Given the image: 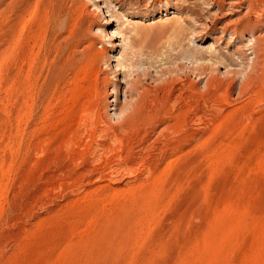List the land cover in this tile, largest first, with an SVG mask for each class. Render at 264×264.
I'll list each match as a JSON object with an SVG mask.
<instances>
[{
	"label": "rangeland",
	"instance_id": "374dc122",
	"mask_svg": "<svg viewBox=\"0 0 264 264\" xmlns=\"http://www.w3.org/2000/svg\"><path fill=\"white\" fill-rule=\"evenodd\" d=\"M169 1L172 19L101 0L142 94L108 129L90 55L111 48L85 51L102 15L0 0V264H264V49L247 86L239 75L249 29L264 48V0Z\"/></svg>",
	"mask_w": 264,
	"mask_h": 264
},
{
	"label": "bare ground",
	"instance_id": "6f19581e",
	"mask_svg": "<svg viewBox=\"0 0 264 264\" xmlns=\"http://www.w3.org/2000/svg\"><path fill=\"white\" fill-rule=\"evenodd\" d=\"M86 1L91 4V5L89 4L90 10L92 9L94 12L96 11L100 13L103 18H102V23L100 25H96L95 33H97L99 36L97 37V39L92 38L86 42L85 51L91 52L94 49H101L103 45L102 44L98 45L97 43L98 41H100V39H104L105 45L106 46L108 45L111 48L108 51H106L107 50L106 49L102 55H96V53L91 54L90 60L93 61L92 63L95 66V70H96L95 72H96V77H97V87L96 88L98 91V98H97L98 100H97V103H96L97 105L95 109H96V112L98 113V118H97L98 124L108 129L109 128L113 129L114 127L113 121L116 120L118 122V125H122L125 122L134 118L136 114L140 112L139 110L142 104V94L139 93L138 91L137 85L139 84V80H138V77L132 78L133 76L129 72V69H132L133 71V68L135 67L133 64L134 54L132 53L127 54L128 51L129 52L132 51L131 45H128V46L122 45L123 42H126L124 38V33H122V31H120L119 29L117 31L111 30L113 23H114V16H112V14L105 16L106 12L104 13L103 11L105 8L108 10L109 6L108 7L105 6L104 8L101 5V0H86ZM105 1L106 0H104L103 5H106ZM149 1L153 4V6L155 5L154 8L156 9L157 12H159L157 14H160V13L162 14L163 12L165 13V15L163 14L164 15L163 17H165V19H168L167 16L169 15H171V17L169 18L172 19L176 17V14L179 13V10L174 8L169 0H149ZM206 1H207L206 3L209 4V7L215 10L214 11L215 14L223 12L225 8H230V10H232L234 13L239 12L238 11V8H239L238 0H206ZM151 3H149L148 6ZM149 7L150 9L152 8V10L150 11L148 17L152 18L155 16L154 8L151 5ZM260 17L259 19H261ZM200 27L205 28L207 27V25L200 23ZM225 29L220 30L222 34L221 37L226 36V34L224 33ZM91 32H94V31L90 28L88 30V33L91 35ZM247 32L248 33L246 34V37L250 39L249 43H250V50H251L250 53L247 55H249L250 57L247 56L246 63H244L245 68L243 67L244 69L241 70V72L239 73L240 78L244 82V86L248 85L249 79L252 77L250 72L254 70L256 65H258V58L260 57L262 50L264 49L263 44L261 43L262 41L260 38L261 36L260 34L258 35L256 34L257 33L256 29L252 28V29H249ZM232 35L233 34H230L229 36L230 39L235 38V37L233 38ZM117 40H120L121 43H117ZM238 41L239 43L243 42V39L239 38ZM118 48H121L122 52L119 53L118 56H114V54L117 53ZM131 54L133 56H131ZM252 74H253V71H252ZM120 76H123L122 80L120 79ZM122 85L125 86V89L123 91V98L121 99ZM111 107H113L112 114L110 113ZM132 121H129V122L131 123Z\"/></svg>",
	"mask_w": 264,
	"mask_h": 264
}]
</instances>
